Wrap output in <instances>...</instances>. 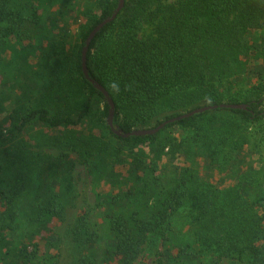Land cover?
<instances>
[{
    "label": "trees",
    "instance_id": "16d2710c",
    "mask_svg": "<svg viewBox=\"0 0 264 264\" xmlns=\"http://www.w3.org/2000/svg\"><path fill=\"white\" fill-rule=\"evenodd\" d=\"M80 2L95 19L71 52L47 19L52 8L73 11ZM119 2L0 0V264H60L54 227L80 198L68 151L120 191L100 189L95 206L78 213L67 232L71 264H135L146 244L161 247L159 264L226 257L264 264V172L246 160L249 129L264 134V72L249 88L224 86L247 71L243 57L264 60V0H125L87 54L90 76L115 103L117 128L129 133L204 106L247 105L128 138L109 126L110 106L82 59L87 38ZM36 38L47 39L39 52L29 43ZM11 42L20 54L41 53L30 82L21 79L22 62L5 55ZM97 99L104 109L95 118ZM173 127L190 134L185 155L193 165L174 162L181 149Z\"/></svg>",
    "mask_w": 264,
    "mask_h": 264
},
{
    "label": "rangeland",
    "instance_id": "374dc122",
    "mask_svg": "<svg viewBox=\"0 0 264 264\" xmlns=\"http://www.w3.org/2000/svg\"><path fill=\"white\" fill-rule=\"evenodd\" d=\"M94 19L95 14L88 12L85 4L80 2L75 4V10L73 11L62 9L60 7L52 8V14L47 19V25L54 33V38L56 40H59V38L60 40H64V45L67 47V50L72 52L79 44L82 27L87 23H92ZM46 40L47 39L39 40L36 38L35 40L32 39V41L29 43L38 46L37 48L39 52L43 49V45H47L45 42ZM39 43H41V45ZM15 48L17 51H15ZM40 54L41 53H37L36 57L34 50L32 53L26 50L20 54L18 46L14 42H11L5 50V55L10 61H16L19 59L22 62L25 71L21 72V79L24 82H30L33 79L34 72L37 70L39 61L38 57ZM242 59L243 61L249 63L247 64V71L243 73L242 77H232L224 83V86L226 87H229V84L235 85L233 92H237L241 89H246L254 85L257 81V75L261 72H264V68L261 67V64L264 63V60L260 57H257L254 52L250 53L248 57H243ZM103 109L104 104L102 100L97 99L94 112H92V117L97 118ZM171 131L174 138V144L179 145L178 147L181 149V155L174 162H177L181 165H193L194 161H192L190 158H187L185 155V147L188 144V138L190 134H187L179 127H173ZM255 132L256 129L254 127L249 129V133L253 135L252 144L250 146L251 151L249 152V154L252 155V158H246V160L256 170H261L264 172V134H255ZM44 151L45 153L52 156H58L61 153V150L51 146L44 147ZM146 151L148 153V148H146ZM68 153L70 158L74 161V182L77 186L80 198L76 206L68 209L66 220L56 224L54 227L55 232L61 238V245L59 246L61 253L60 264H71L73 261L71 244L68 240L67 232L73 221L76 219L78 213L81 210L83 211L85 208L91 209V206H95L100 189L108 191L110 188V191L120 193L118 187H109V185H107L109 183H105L107 181L104 179L100 180L97 176L93 175L86 163L81 161L75 151H68ZM134 154H136V152ZM96 157L98 158V156ZM120 163H124V161L121 160ZM127 165L128 163L125 162L124 165L121 164V167L118 166L120 167L119 170L121 169L123 171V175L125 177L130 176ZM207 177H210V179L215 181L218 186L222 187L223 183L219 180L220 177L218 175L215 176L213 174H209ZM160 252V246L155 247L153 245L146 244L143 248L140 258L135 264H159ZM235 261L236 260L232 257H226L223 264H233Z\"/></svg>",
    "mask_w": 264,
    "mask_h": 264
},
{
    "label": "water",
    "instance_id": "95a60500",
    "mask_svg": "<svg viewBox=\"0 0 264 264\" xmlns=\"http://www.w3.org/2000/svg\"><path fill=\"white\" fill-rule=\"evenodd\" d=\"M119 6L117 7V9L115 10V12L112 14V16L108 17L107 19H105L103 22L99 23L95 29L91 32V34L89 35V37L87 38L86 41V45L83 49V71L84 74L87 78V80H89L92 84H94V86L100 91L102 92V94L104 95L106 101L108 102L109 106H110V110H109V117H108V124L111 127L112 131L117 134L118 136H122L125 138L131 137V136H145V135H151V134H156L158 133L160 130H162L164 127H166L168 124L170 123H175L178 122L184 118L193 116L195 114H199V113H204L207 111H212V110H217L219 108H223V109H246L247 105H235V104H221L219 106H204L201 108H197L191 112L188 113H184L178 117L172 118L170 120H167L165 122H163L162 124H160L159 126H157L156 128H151V129H137L134 130L132 132L129 133H124L121 129L117 128L114 125V116H115V103L110 95V93L107 91V89L101 85L98 81H96L94 78H92L90 76L89 73V69H88V65H87V54H88V50L89 47L93 41V39L96 37V35L109 23L113 22L118 14L120 13V11L123 9L124 5H125V0H119Z\"/></svg>",
    "mask_w": 264,
    "mask_h": 264
}]
</instances>
